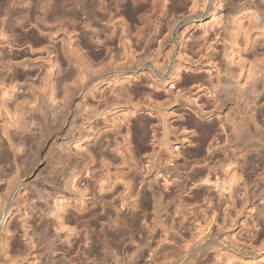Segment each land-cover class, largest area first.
<instances>
[{"label":"rangeland","instance_id":"rangeland-1","mask_svg":"<svg viewBox=\"0 0 264 264\" xmlns=\"http://www.w3.org/2000/svg\"><path fill=\"white\" fill-rule=\"evenodd\" d=\"M22 1L8 8L3 29L0 25L10 43L0 38V52L12 65L0 84V215L4 207H11L10 216L0 220V248L5 245L7 251L0 253L2 263L8 257L6 264L11 260L12 264L32 263L31 257L14 251L27 243L21 219L29 215V225L39 223L40 211L45 203L50 205L58 190L62 200H57L55 209L60 212L69 204L62 209V217L79 220L77 224L65 222L74 229L72 233L58 232L62 241L69 234L71 246L64 245L65 258L69 264H99L88 254L98 234L128 231L132 222L138 231H145L150 209L142 206L148 198L143 184L154 178L166 198L182 183L185 191L167 206L166 214L159 215L166 235L161 228L157 230L155 251L149 254L154 260L145 254L135 264H174L176 257L185 255V242L191 246L204 236L208 238L205 247L210 241L218 246L216 255L209 250L208 259L195 257L194 247V257L185 256L181 264H264V190L259 188L264 183V82H259L264 80V0H135L136 4L134 0H69L73 10L74 3L84 4L75 8L73 22L61 23L67 34L53 41L34 26L42 27L40 18L37 23L34 18L24 20L22 29L14 33L17 37L10 36L5 24H13L18 13L26 11L28 1V8L42 17L38 0ZM89 2L95 7L94 14L87 8ZM137 6L142 7L140 13H135ZM214 11L218 20L212 24ZM125 23L129 38L117 28ZM32 34L43 39L41 46L31 43ZM120 35L129 39L126 53L119 45ZM65 36L76 52L74 62L88 68L83 87L98 76L106 79L83 100L74 99L86 106L76 116H72V102L60 112L77 83L75 78L61 80L68 71L77 74L61 53ZM114 73L117 78L127 73L135 78L118 86L112 84ZM232 76L240 91L231 89L227 78ZM252 86L257 90L254 94L249 90ZM64 87L70 89L65 95ZM48 88H54L55 115L45 107ZM50 117L55 118L52 124ZM252 121L260 127L258 132ZM68 126L73 135L82 134L75 148L83 160L75 165L71 192L41 182L58 175L52 168L56 144L69 137ZM172 147L176 151L171 153ZM251 157L257 159L250 162ZM34 184H40L43 193L36 194L31 188ZM100 186L105 192H98ZM82 189L86 190L87 209L79 215L72 200ZM32 200L34 211L29 208ZM138 236L132 232L130 237ZM107 263L115 264L109 255L100 264Z\"/></svg>","mask_w":264,"mask_h":264},{"label":"bare ground","instance_id":"bare-ground-1","mask_svg":"<svg viewBox=\"0 0 264 264\" xmlns=\"http://www.w3.org/2000/svg\"><path fill=\"white\" fill-rule=\"evenodd\" d=\"M20 1H22V0H20ZM38 1H39V4H40V7L38 9L42 11L41 12L42 13L41 14L42 17L41 16L40 17H37L36 16L37 15L36 14L37 13V10L35 11V10H32V9H29L30 8L29 5H28L30 3L29 1L27 2L28 4L27 3L25 4V2H24L23 5L25 4L26 7H27L26 11L23 14H21V12H19L20 11L19 10L18 11L19 12L18 13V17L15 18V21L13 22V24H10V25L5 24V27L4 28L7 27L8 28V31L11 32V35L10 36H14L15 35L14 33L18 29H20L22 27V22L24 20L25 21H28V20H30L32 18H34L33 21L34 22L36 21V23H37V19L40 18L39 20H40V24L42 25V27H39L38 26V23L36 25H34V26L36 28H39L38 29L39 33L42 36H44L46 39H48L49 41L56 40L58 38V35H61V34H63V35L65 34L66 35L67 34V33L64 32V29L63 30L61 29L64 26V25H61V23L65 22V21H68L69 22L68 24H70V22H73V20L75 18V14H76L74 12V10H75V8L78 5L81 4V1H80L79 4H77V6H75V3H74V6H73L74 7V10H73V8L68 7V5L70 4L69 3V0H38ZM215 1L218 2L217 0H215ZM83 2H82V4H84ZM132 2H135V0L132 1ZM130 4H133V3H130ZM135 4H136V2H135ZM16 5H20L19 2H18V0H0V25L1 26L3 25V23H5V20L4 19L8 15V13H7L8 8L10 6L15 7ZM87 5H88L87 6L88 10L89 11H92V14H94L93 8L95 9V7L92 6L93 4H90V2H89V4L87 3ZM83 6H85V5H83ZM88 10H87V12H88ZM141 10H142V7H138L137 6L136 9H135V13H140ZM86 14H88V13H86ZM89 15H90V17L92 16L91 14H88L87 16L89 17ZM217 20H218V17L215 16V11H214V13L212 14V16L210 18V22L212 24H214V23H216ZM33 21H31V22H33ZM198 21H200V20L198 19ZM54 24H55L54 28H52V29L49 28L51 25H54ZM111 26L114 27V25H112V24H111ZM118 26H120V25H118ZM191 26H193V24ZM117 28H119L118 30L124 32L125 33V37H127L126 34L128 33L129 28H128V25L126 23H125V25L122 24V26L117 27ZM2 29H3V26H2ZM43 29H49V31H43ZM4 30L3 31H0V38L2 40H5L6 41V44L9 45L10 43L7 41L8 36L5 35ZM114 30H115V28H114ZM62 32H64V33H62ZM93 32H95V31H93ZM98 32L101 33V31H98ZM122 32H121V34L123 35ZM111 33H112V35L111 34L110 35L113 36V34H114L113 31ZM122 35H120L121 37L119 36L118 40L121 38V40L123 42L121 43L120 42L121 40H119L118 42H119V45L122 47L123 51L126 53V52H128V50H130V48H129L130 46L128 45L129 44V42H128L129 39H124L123 40L122 39ZM15 37H17V36L15 35ZM127 38H129V34H128V37ZM30 40H31V43L34 44L35 46H39V45L41 46L42 45V42H43V39H41V38H39V37H37V36H35L33 34L30 37ZM62 42H63L62 45H64V47L61 45L62 46V49H61L62 52L61 53H62V55L64 57V61L66 63H72L73 66H74V68H75V72L77 74L74 75L73 72H69L68 71L67 74L61 80H62V82H64L65 80H68L69 78H71V79L72 78H75V80L77 81V83H76V86L74 87V89H72V90L66 89L64 87V89L62 91V93L64 95L67 94V92L69 90L70 91H69V93L67 95V101H66L67 103H65V105H63L61 107V110L59 108V110H60V112L64 113L65 112L66 105L69 102H72V104H73V111H74V115L72 114V116H76V114L80 115V113H83V111L86 109L85 108L86 106H84L85 104H82V105L78 104V102H75L74 99L79 98V99H82L83 100L88 94H90L92 92V90L96 89L97 86L100 83H102L104 80H106V79L103 80V77L102 76L101 77L98 76L96 79H94L91 82V85L90 86H84L83 87V81H84V79L87 78V75L89 76V72L87 71L88 70V68H87L88 66L86 67L87 69H85L83 67L84 64L82 65L79 62H74V57L75 56L73 55V53H76V52H75V50L73 51V49H71V41H69L68 37H66V36L63 37L62 38ZM80 42H82V41H80ZM91 42H92V40H91ZM84 45H85V43H84ZM10 48H11V46H10ZM0 50H1V47H0ZM75 60H77V59H75ZM10 62H11L10 59H7L6 56L3 53L0 52V81H2L3 80V76L5 74H7V72H9V70H10V68L12 66V65L10 66V64H9ZM228 65H229V62L227 61L226 62V66H228ZM53 67L54 66L52 65V66L49 67V69H53ZM49 73H50V70H47L46 75L49 76ZM94 73H96V71H94ZM91 75H92V73L90 74V76ZM117 75L118 74L114 73V74L111 75V77H113V83L112 84L118 85V86L120 84H127V83L130 84L131 80L135 78V76H133L131 74H128V73H127L126 76H121V78H117V77H119ZM47 76H45V79L48 78ZM233 77L234 76H232L230 78H227V81H229V83L231 84V89L240 91V89L238 88V86L236 84L234 85V83H233L234 78ZM45 79H42V81H45ZM4 80H5V76H4ZM3 81L0 82L1 85L4 83ZM259 82L263 84V82H264L263 78L262 79L260 78L259 79ZM8 87H10V86H8ZM48 89H49V91L47 92L48 95H46L47 96V99H46L47 101L45 100L46 101V103H45L46 106L45 107L47 108L46 110H48L47 113H49V114H54V113L57 114L56 108H54L53 105H52V103L54 104L53 97L55 96L54 88H52V89L48 88ZM249 90L251 91L252 94H254V93L257 92V90L254 88V86H252ZM33 95L35 96V93L34 92H33ZM81 103H83V102H81ZM91 112H93V110ZM86 114L89 115L90 113H86ZM94 114H95V112H94ZM50 119H51V117H50ZM53 119H55V118H52L50 120L51 124H52V122H54ZM251 125L253 126V128H254V130L256 132L259 131V128L260 127L257 124H255V122L252 121L251 122ZM261 126L264 127V121H262ZM82 129H84V128H82ZM67 133H68L69 137H67L66 139L62 140V143L61 144H56V154H55V158L53 159V162H54L55 159H56L55 160L56 162L54 164L55 166L53 165L52 168L54 169L55 173L56 172L58 173L59 176L57 174H55V176H57V177H55V176L52 177V175L50 177L48 175L50 177L48 180L44 176L45 178H43L44 180L41 181V182H49V183H52V184H58L57 186L58 187L60 186V189L61 190H64V189L66 190L67 189V191H70L71 192V189H73L75 187L74 186V183H75V180H76V176H75V173H74V171L76 169L75 165H76V163H78L77 162L78 159L83 160L82 159V156H79L78 150L75 148V147H78L77 146V143L80 141V139L82 137V134L80 132V133H78L76 135L75 134L73 135L72 134L73 133V129H72L71 126H68V129H66V134ZM89 138H90V136H87V139L88 140H89ZM73 140H75L76 146H75V144L72 145L74 143ZM69 143H71L70 145H72L77 151L74 150V149H71L72 146L70 148H68L67 145ZM174 150L176 151V148L174 149L172 147L170 152L172 153V151H174ZM21 154H23V152ZM255 155H256V157L258 156V161H259L260 156L258 154H255ZM20 157L21 156H19V158ZM89 157H91V159H90V161H91L92 160V156H89ZM255 159H257V158H254V160H252V157H251V160L249 158V161L250 162H253V161H255ZM19 160H20V163H21V158ZM124 162H122V163H124ZM58 166H60V167H58ZM53 169H52V172H53ZM254 173H256V172H254ZM53 175H54V172H53ZM46 176H47V174H46ZM117 180H118V178H117ZM128 184H129L128 181L126 183H124V185H126V187H127L126 189L130 188V185H128ZM10 185L11 184H9V187H10ZM13 185H14V183H13ZM143 185L145 186V189L147 190L148 198H147V200H145L144 202H142V206L145 209H147V208L150 209L149 210L150 217L148 216V218L145 221L146 222L145 223L146 228L144 229L145 231L142 232L143 229L141 231H138L137 228L135 227V225L132 222L129 225V227H128V231H125V230H123V231H121V230L116 231L115 230V231L111 232L109 235L98 234L96 236V238L91 242V244H90V246L88 248V254L91 255V256H93L100 263H106L107 256L109 255L110 259H113V262L115 264H135L136 261H138L139 259H142V257L145 254L149 255V254L153 253L155 251L154 250V243L155 242H153V241L157 237V232H158L157 230L160 229V228H161V231L163 229L164 230L166 229V228H164V224H163V227H162L161 222L159 221V215H162L164 213L166 214L167 206L170 205V204H173L174 201L179 197L180 193H182L183 191H185L184 190L185 189V184L182 183V184L178 185L177 189L174 192L173 191L172 192H169V194H168V196L166 198L165 196H163L162 191L159 189V187H158L159 184L157 183L156 179H154V178L147 179V180H145V182H144ZM167 186L168 185H164V188L166 190H169ZM17 187L19 188L20 185L17 184ZM10 188H9V191L11 192V189H13L15 187H12L11 189ZM16 188L14 190H17L18 191V189H16ZM31 188L38 195H39L40 192L43 191V190H41L43 187L40 184H34V185H32ZM259 188H261L262 191H263L264 190V183L262 184L261 187L259 186ZM85 189L78 190L77 191V193H78L77 197H74L73 198L74 200H72L75 203L76 213L79 214V215H82L83 213H85L86 212V209H87L85 207V201H86V198L85 197H86V190L87 189L86 190ZM14 190L12 192H14ZM255 190H257V188H254L253 189V191H255ZM98 192H105L104 187H102V186L98 187ZM113 192H115V190ZM110 194H112V193H110ZM41 195H43V194H41ZM49 195H50V193H49ZM129 195H128V198L127 197H125V198L129 199ZM13 196H14V194H13ZM38 197H37V199H38ZM164 197L166 198L165 201L163 200ZM60 199L62 200V198L60 197V192L57 190V192H55L53 194V197H52V200H51L50 205L48 203H45V205L46 204L47 205L46 206L43 205L45 207L42 206L44 209H42L40 211L41 212V215L39 217H41V218H40L39 223H35L33 225H29V223L27 221L28 218H29V215H25L21 219V225H20V227H21V229H22L21 231L23 233L22 236L25 237L27 243L26 242L24 243V244H26V246L25 245L22 246L24 249L21 246H19V245L18 246L21 247L22 249H20L19 247L16 248L15 245H14L15 247H12V248H16L14 251L18 252V254H20L22 252L23 255H24V257H31V260H32V263L31 264H36L34 262H37V264H69L71 262V261L69 262V260H67V258H65V254H64L65 251H66V248L65 247H67V246H64V245L71 246V244L68 242L69 241L68 240L69 234L66 233L64 235V240L62 241L61 240L62 237L61 238L59 237L58 232H60V230H62V229L63 230L66 229L67 232L72 233L74 231V229L72 228L73 229L72 230L69 226H67L65 224V222L67 221L69 223H75V224H77L79 222V220H77L76 218L75 219H73V218L64 219L62 217L63 214L65 213V211L62 212L64 210V207H67V206L69 207L71 205L66 204L63 208L61 206H59V207H61V211L60 212L57 211L56 210L57 209L56 207H58V206L55 207V203L57 202V200H60ZM33 200H32V203L30 204V207H29L30 208V211H34L36 209V206H35L36 203L34 204L33 203ZM8 203H11V201L10 202L8 201ZM120 205H121V207H124L125 206L124 202H121ZM5 206H7V205H5ZM128 206H130V204ZM135 207L136 206L134 205V208ZM4 208L5 209L2 211V214L3 215H0V220L1 219L8 218L10 216L9 215V212H10V208L11 207L9 206V207H4ZM58 209L60 210V208H58ZM33 221L36 222V220H33ZM164 230H163V232H164ZM132 232H137V234L139 235L137 239L130 237L132 235ZM202 233H204V231L200 232L199 236L202 235ZM164 235H166L165 232H164ZM263 235H264V228H263ZM128 237L130 238V241L128 240L129 241V244L126 245V246H124L123 245L124 244V241ZM207 239H208L207 236H204L202 238H199V240L197 242H195L191 246H189L188 242H185V244L183 246L185 255L183 257L182 256L176 257V259L173 260L174 261V264H181V263H183L182 261H184L183 258L185 256L194 257V255H195V257L198 256V258H202V259L203 258H206V259H208V256H207L208 253L207 252L209 250L211 251L210 253L216 255L217 252H216L215 249H218V246L214 242H211L210 241V243L208 244V246L205 247L204 243L206 242ZM163 240H167L166 237H164ZM1 246H3V243H2ZM4 246L0 248V253L2 255L4 254V251H6V248ZM194 247H195V250H196L194 252L195 253L197 252V253L196 254L193 253L194 254L193 255L191 252H192V249ZM63 248H65L64 249L65 251L63 250ZM107 251L108 252L111 251L110 254H107L108 253ZM16 252H13L14 255L16 254ZM6 253H7V251H6ZM118 254H120V257L118 256ZM169 254L171 255V252ZM14 255H13V257L14 258L15 257L17 258V256H16L17 254L15 256ZM23 255H21V257ZM1 257H0V264H3L2 262H4V261H3V259L1 260ZM149 257H150V260L151 261L154 260V256H150L149 255ZM14 258H13V260H15ZM18 258H19V255H18ZM8 259H9V257L6 258V260H8ZM167 259H168V257H167ZM184 259H186V258H184ZM6 260H5V263L4 264H6ZM20 260H21V258H20ZM198 260H200V259H198ZM11 261H7V264H8V262L10 263ZM22 261H24V259H22L21 262ZM171 261H172V259H171ZM11 264H12V262H11ZM13 264H17L16 261L15 262L13 261ZM18 264H19V262H18Z\"/></svg>","mask_w":264,"mask_h":264}]
</instances>
